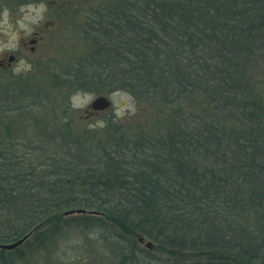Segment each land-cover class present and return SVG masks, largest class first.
<instances>
[{
  "label": "trees",
  "instance_id": "obj_1",
  "mask_svg": "<svg viewBox=\"0 0 264 264\" xmlns=\"http://www.w3.org/2000/svg\"><path fill=\"white\" fill-rule=\"evenodd\" d=\"M163 2L132 0L126 21L125 4L113 6L115 27L132 42L124 35L115 48H96L97 60L61 79L169 108L170 126L98 143L70 122L45 127L30 143L48 170L10 163L2 153L12 142L0 137V204L17 219L2 242L31 233L39 250L66 211L83 209L97 215L78 217L112 230L123 251H145L138 264L151 260L141 238L170 264H264V0ZM23 88L16 97L34 90Z\"/></svg>",
  "mask_w": 264,
  "mask_h": 264
},
{
  "label": "rangeland",
  "instance_id": "obj_2",
  "mask_svg": "<svg viewBox=\"0 0 264 264\" xmlns=\"http://www.w3.org/2000/svg\"><path fill=\"white\" fill-rule=\"evenodd\" d=\"M92 1L91 4L97 5V1L101 0ZM163 1L164 4L170 0ZM216 1H231V4L233 0ZM47 2L49 0H43L41 3L34 0H0V57H3L6 53L18 51L21 48V37L31 35L38 25L43 22L46 12L49 11L46 5ZM120 2L124 4V1ZM234 2L238 4L239 0H234ZM78 22L80 23V20ZM59 27L61 28V26ZM70 30L65 35L61 34L62 31L58 29L55 39L59 42L49 48L40 49V54H35L36 57L41 56L50 60H32V66L25 64L26 60H20L18 64L14 63L12 65L11 71H8L9 74H1L4 77L7 89H10L12 84L15 83V86L10 89L9 100L3 102L7 111L9 110L7 116H5V120H8V118L9 120H17L14 127H11L13 129L9 134H5L4 127L0 128V137L3 138V141L12 142L8 147L3 143V147L7 151H5V154L2 153V156L5 155V158H9L10 163L16 162V166L21 170H32L36 168L35 165H43L42 169L48 170V161L44 162L45 160H43L40 163L42 159H33L38 154L37 152H32L34 145L31 148L30 142L33 141V137L38 131L45 127H61L67 117L69 120H74L72 124L76 130L83 132L82 130L87 129L91 135L100 136V139L95 143L104 138H113V134H115V137H118L125 133V139L129 138L128 135L161 133L170 126L167 122V116L173 112L169 108L160 107L158 109L156 105H147L122 89L107 93L111 106L109 105V109L107 108L108 110L100 117L91 122V124H89L90 122L88 124L80 122L79 117L84 115L83 110L97 96L95 92L76 89V85L68 86L67 82L63 84L64 87L62 85L60 88H51L56 85L53 79L56 78L58 80H55L56 83H62V75L66 74L67 71V73H71L76 69V64L82 61L77 60L78 57H88L91 60H97L94 57L96 49L94 47L65 46V44L67 45L65 40L68 37L74 38L80 27L78 29H73L72 27ZM80 44L84 43L81 42ZM22 55L29 56L26 52H22ZM21 61L28 67H22ZM85 62L86 60L83 63ZM258 78L259 81L261 77L259 76ZM26 86L34 90L39 89V92L35 91V95L37 93L36 96L31 95L34 90L24 92L19 98L17 96L18 101H15L14 96L18 92L19 87L25 88ZM123 88L125 87L123 86ZM259 88L261 89L260 85ZM125 94L131 97L129 102L135 103L136 110L133 113H128V110L125 109V115L120 117L116 113L121 106L122 100L125 98ZM70 104L71 108H69ZM46 105H50V109H47ZM55 109L58 110L59 118L54 117ZM66 109H68L67 112ZM10 111L13 112L10 113ZM47 111L53 112V118L45 116ZM18 116L20 117L18 118ZM100 122H103V126H101ZM96 145L92 143V146ZM92 153L95 154L94 152ZM12 158L14 159L13 161L10 160ZM121 161L124 160L122 159ZM121 161L118 163L120 166L122 165ZM97 172H99L97 169H95V172L91 169L86 171L88 174ZM86 173L81 172L82 175ZM67 179L69 177L63 179L62 183H65ZM8 180L10 181V178ZM71 185L73 187L75 184L71 183ZM55 188H52L53 192H56ZM43 190H47V186ZM7 206L9 205L0 204V238L9 240L13 234L11 230L12 224L17 219L8 217ZM87 213L89 216L97 215L94 211H86L85 214ZM79 214L82 213H74L67 216L63 214V225L66 228L65 226L62 227L61 231L57 230L51 237L45 239L40 245L39 250L35 247L37 244L32 243V238H29L24 244L20 245V252L18 254H24V256L22 255L24 262H21V264H138L142 260V254L147 255L143 251L132 257L128 251H123L126 247L125 244L110 235L112 234L110 233L112 230H106L103 225L95 224L97 221L94 220L83 221L78 217ZM53 230H56L55 227ZM144 242L143 247H141L142 249H146L145 245L147 241L145 240ZM148 254V259H151V263L149 262V264H170L172 262V259L163 255L162 252L151 250Z\"/></svg>",
  "mask_w": 264,
  "mask_h": 264
},
{
  "label": "flooded vegetation",
  "instance_id": "obj_3",
  "mask_svg": "<svg viewBox=\"0 0 264 264\" xmlns=\"http://www.w3.org/2000/svg\"><path fill=\"white\" fill-rule=\"evenodd\" d=\"M36 1H38V3H41L43 0ZM120 1H124V4L126 6V10L123 11L124 16L122 15L123 17L121 16L120 18L124 21L129 20L132 16V0H101L97 1V5L91 4L93 2L92 0H49V2H47L46 5L50 12H46V16H44L43 22L38 25L37 29L33 31L31 35L21 37V48H19L18 51L6 53L3 57H0V128L4 126L14 127V124L17 122V120H9V118L8 120H5V116H7L9 110L7 111V108L3 105V102L9 100V95L11 93L10 89L15 86V83L12 84V87L10 89H7V85L5 86L4 77H2L1 74L11 71L12 65L14 63L18 64L20 60H26L27 62L24 63L30 66H32V60H50L41 56L36 57L35 54H40V49H43L45 47L49 48L59 42L55 39L58 29L62 31L61 34L66 35L68 31H71L70 29L72 27L73 29H78V27H80V30L76 32V36L74 38L68 37L65 40V42L67 43V45L65 44V46L67 47L81 46L82 48L94 47V49L99 47L115 48L119 44L118 40H121L120 37L124 35H126L125 40H127L129 43L132 42L131 33H129L127 30H122V28L121 31H118L114 25V21L118 17H116L117 13L112 7L121 4ZM79 20L80 23L78 22ZM59 26H61V28ZM81 42H83L84 44H80ZM22 52L28 53L29 56L22 55ZM77 60L91 59L88 57H78ZM54 80L57 79L55 78ZM61 81L62 83L57 84L62 85L65 83L63 79H61ZM96 95L97 96L95 98L105 97L109 101V95L107 93ZM14 99L15 101H18L17 97ZM91 103L87 108H85V110H83L84 115L79 117L80 122L87 124L90 122L89 124H91V122L100 117L109 109H92ZM45 107L47 109H50V105H46ZM69 108H71V104L69 105ZM67 111L68 109H66V112ZM12 112L13 111H10V113ZM54 112V117L59 118L58 110L55 109ZM45 116H51V118H53V112L47 111ZM19 117L20 116H18V118ZM73 121V119L69 120L67 117L63 122L73 123ZM24 237L25 239L20 245L24 244L29 238H31L32 234L28 233ZM138 240L139 245L143 247L145 240L142 238L141 240ZM17 241L13 240L11 242H2L0 240V245L12 244ZM19 246H17L18 248L15 247L13 249L0 248V264H21V262H24V254L23 256L22 254H18L20 252Z\"/></svg>",
  "mask_w": 264,
  "mask_h": 264
},
{
  "label": "water",
  "instance_id": "obj_4",
  "mask_svg": "<svg viewBox=\"0 0 264 264\" xmlns=\"http://www.w3.org/2000/svg\"><path fill=\"white\" fill-rule=\"evenodd\" d=\"M110 105V102L105 98V97H97L96 99H94L91 103V108L92 109H96V110H104L107 109ZM74 213H86L85 210L83 209H75V210H69L66 211L64 213V215H71ZM25 237H23L22 239L18 240L17 242H14L12 244H6V245H0V248L3 249H13L17 246H19L23 241H24ZM148 248H152L151 243L148 242L147 244Z\"/></svg>",
  "mask_w": 264,
  "mask_h": 264
},
{
  "label": "clouds",
  "instance_id": "obj_5",
  "mask_svg": "<svg viewBox=\"0 0 264 264\" xmlns=\"http://www.w3.org/2000/svg\"><path fill=\"white\" fill-rule=\"evenodd\" d=\"M23 26V25H22ZM21 66L22 67H28L27 65H24L23 64V61H21ZM17 71H19V69H17ZM131 100V97H128L126 94H125V98L122 100L121 102V106L118 108L117 110V116H124L125 115V109L128 110V113H133L135 112V103L134 102H129ZM101 123V126H103V122H100Z\"/></svg>",
  "mask_w": 264,
  "mask_h": 264
}]
</instances>
